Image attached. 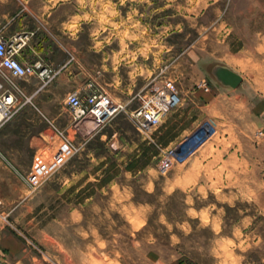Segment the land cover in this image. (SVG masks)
<instances>
[{"label":"rangeland","instance_id":"rangeland-1","mask_svg":"<svg viewBox=\"0 0 264 264\" xmlns=\"http://www.w3.org/2000/svg\"><path fill=\"white\" fill-rule=\"evenodd\" d=\"M163 1L164 44L148 80L157 72L172 77L181 103V90L197 86L200 76L208 82L198 85H209L201 93L217 90L212 69L223 63L243 75L251 100L264 98V0ZM30 80L38 84L41 78ZM29 95L31 101L0 129V216L25 243V264H264V125L256 133L259 179L246 167L232 173L241 164L230 153L239 134L234 92L226 102L236 112L222 114L229 122H220L214 107L201 109L203 119L218 120V130L163 172L158 165L171 146L162 143L159 127L150 136L139 129L129 116L137 103L119 90L111 95L124 108L91 133L75 130L74 119L68 130L56 125L77 150L35 189L22 175L63 145L48 118L62 102ZM193 100L187 94L184 101ZM214 143L224 150L194 159ZM242 149L250 152L251 143L242 142ZM140 155L144 167L128 169ZM216 166L228 172H216Z\"/></svg>","mask_w":264,"mask_h":264},{"label":"crops","instance_id":"crops-1","mask_svg":"<svg viewBox=\"0 0 264 264\" xmlns=\"http://www.w3.org/2000/svg\"><path fill=\"white\" fill-rule=\"evenodd\" d=\"M167 5L172 6L173 2ZM164 6L163 0H0V37L8 43L20 45L17 56L23 63L37 62L42 68L56 71L51 79L40 77L38 84L30 80L33 76L39 78L38 75L17 80L27 94L43 95L48 102L59 98L62 106L53 110L48 118L68 130L73 116L66 103L67 96L77 91L85 94L90 81H95L110 95H116L119 90L132 94L128 100L145 87L149 71L159 65L162 53ZM176 7L179 9L178 2ZM172 14L179 15V12L174 10ZM149 56L151 59L148 60ZM0 80H4L1 75ZM22 80L26 83L22 84ZM201 81L207 80L200 76L194 82L198 87L181 90L184 92L183 101L159 125L162 143L175 145L210 118H202L205 113L200 110L204 108L214 107L221 114L220 122L227 123L222 114H227L228 110L236 112V108H230L226 102L228 93L234 92L239 96V134H236L235 146L230 153H234L241 164L230 170L237 174L246 167L248 173L259 179L260 154L256 133L264 125V98L251 100L253 93L245 90L243 82L237 87L216 82L213 86L217 90L205 95L200 92L201 89L207 91L198 85ZM187 94L193 97L192 102L184 101ZM231 125L237 126V120H231ZM242 142H250L252 150L242 153ZM2 146L0 161L4 152ZM199 149L200 146L193 154ZM219 150H224L221 144L206 145L194 159L208 160ZM213 170L228 172V168L222 171L218 166ZM26 249L14 228L0 216V264H25ZM10 256L12 261H6Z\"/></svg>","mask_w":264,"mask_h":264},{"label":"built area","instance_id":"built-area-1","mask_svg":"<svg viewBox=\"0 0 264 264\" xmlns=\"http://www.w3.org/2000/svg\"><path fill=\"white\" fill-rule=\"evenodd\" d=\"M19 50V44L8 43L0 37V75L4 79L0 80V129L15 118L28 101H31L32 97L25 93L17 79H27L33 75L51 79L56 73L51 68H42V65L37 62L23 63L17 56ZM70 58L73 59L74 55L71 54ZM96 84L95 81H90L85 94L77 91L67 96L66 103L72 113L73 126L77 131L81 132V128L84 130V127L89 126L88 120L92 119L93 126L86 130L91 133L124 108L122 103L115 101L105 89ZM203 85L209 89L207 82H203ZM133 99H136L138 104L129 112V116L137 122L140 130L150 136V132L159 127L165 116L179 104L181 96L176 81L170 76L157 72ZM49 122L53 128L57 129L64 143L50 159L39 158L32 169L22 175L31 189L39 187L53 170L63 165L70 152L77 150L76 144L68 133L58 129L53 121L49 120ZM216 130L217 121L213 118L205 119L193 132L186 134L175 145L164 150L158 165L160 171H168L174 163L184 161Z\"/></svg>","mask_w":264,"mask_h":264},{"label":"water","instance_id":"water-1","mask_svg":"<svg viewBox=\"0 0 264 264\" xmlns=\"http://www.w3.org/2000/svg\"><path fill=\"white\" fill-rule=\"evenodd\" d=\"M212 72L220 84L237 87L243 80V75L227 64L217 63Z\"/></svg>","mask_w":264,"mask_h":264},{"label":"trees","instance_id":"trees-1","mask_svg":"<svg viewBox=\"0 0 264 264\" xmlns=\"http://www.w3.org/2000/svg\"><path fill=\"white\" fill-rule=\"evenodd\" d=\"M150 149L152 147H149ZM145 153H143L144 155L147 154V151L145 150L144 151ZM142 155V154H141ZM141 155L139 157H137L136 159L132 160L131 162H129L126 166L128 169L130 170H137V169H140V168H143L144 167V164L147 162H141ZM146 156V155H145ZM150 157V156H149Z\"/></svg>","mask_w":264,"mask_h":264},{"label":"bare ground","instance_id":"bare-ground-1","mask_svg":"<svg viewBox=\"0 0 264 264\" xmlns=\"http://www.w3.org/2000/svg\"><path fill=\"white\" fill-rule=\"evenodd\" d=\"M93 124H94V123H93L92 119H89V120H88V125H89V126L84 127V130H85V131L88 130V128H89V127H92Z\"/></svg>","mask_w":264,"mask_h":264}]
</instances>
